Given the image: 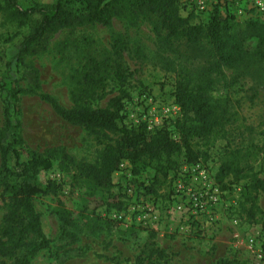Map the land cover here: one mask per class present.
Here are the masks:
<instances>
[{"label":"rangeland","instance_id":"obj_1","mask_svg":"<svg viewBox=\"0 0 264 264\" xmlns=\"http://www.w3.org/2000/svg\"><path fill=\"white\" fill-rule=\"evenodd\" d=\"M53 1L16 0V3L27 7ZM256 1H260L261 6L256 5ZM256 1L179 0V14L182 17L189 15L190 23L205 22L213 14L232 22L264 21V0ZM27 31L26 26H16L0 15V88L1 84L25 87L28 80L26 66L31 62L38 71L41 90L52 95L61 106L68 107L73 70L79 69L87 56L99 57L108 52L113 37L120 35L125 44L122 58L130 76L127 96L121 100L118 125L127 129L143 126L148 132L172 129L170 135L177 138L172 126L180 116L171 95L174 72L180 69L195 73L196 66L201 63L182 59L170 50H161L158 37L143 16L133 24L112 17L108 25L93 22L58 29L48 33L41 48L24 54L21 61H17L13 55ZM254 44L252 38L245 42L249 48ZM257 67L260 68L258 73L249 71L229 87L225 84L234 75L233 69L223 68V74L216 77L212 96H229L237 114L235 121L226 125L224 137L214 136L207 146L200 145V149L206 151V157L196 162L215 182L214 174L224 149L239 144L260 146L252 165L259 176L264 175V61ZM116 87V83L108 80L106 96L92 102L91 106H103L108 97L117 93ZM1 98L0 89V127ZM13 102L19 120L17 132L27 148L21 159H26L30 151L61 147L77 163L91 164L97 160L101 147L92 135L63 121L46 102L25 93L16 94ZM245 126H251L252 130ZM173 159L176 164L173 169L166 170L165 176L156 171L152 163L133 174L130 164L122 160L123 165L110 175L109 187L120 205L109 210L93 203L105 196L102 191L73 178L71 170L61 168L62 163L57 158L51 159L50 166L39 173L38 181L43 185L46 181L53 182L55 192L35 194L32 198L49 244L38 251L29 264H148L150 260L138 263L136 257L142 254V247L149 239L166 253V264H214L223 258L234 259L239 264H264V228L260 227L259 213L250 220L241 210L242 182L228 184L224 179V186L216 182L220 194L214 213L210 218L201 215L194 220L175 209L171 187L174 175L182 169L188 170L189 163H185L181 154ZM5 196L0 189V218ZM57 201L76 224L73 229L76 237L72 242L59 236L54 214ZM257 207L264 212V194L258 196ZM117 212L121 219L113 217ZM94 220L104 227L90 233L86 229ZM78 227H81L80 231L76 230Z\"/></svg>","mask_w":264,"mask_h":264},{"label":"trees","instance_id":"obj_2","mask_svg":"<svg viewBox=\"0 0 264 264\" xmlns=\"http://www.w3.org/2000/svg\"><path fill=\"white\" fill-rule=\"evenodd\" d=\"M0 15L28 29L13 55L17 61H21L24 54L41 48L48 33L58 29L93 22L108 25L112 17L133 24L143 16L158 37L161 50H170L182 59L201 63L196 66L195 73L180 69L174 72L171 95L180 112L172 125L176 139L170 135L172 129L148 132L143 126L127 129L118 125L121 100L127 96L130 76L122 58L125 44L120 35L113 37L108 52L99 57L87 56L80 68L73 70L68 107L61 106L52 95L41 90L38 71L31 62L26 66L25 87L1 84L0 189L6 196L0 218V264L5 261L29 264L38 251L48 247L49 240L42 231L40 213L35 210L32 198L35 194L55 192L53 182L46 181L43 185L38 181L39 173L50 166L51 159L57 158L62 163L61 168L72 171L73 178L105 194L102 199L93 201L96 207L119 208L120 202L109 192L110 175L117 170L118 164L126 160L131 172L136 174L152 163L156 171L165 176L176 164L173 156L181 154L187 163L204 160L206 151L200 149V145L207 146L214 136L224 137L226 125L233 123L237 114L229 96H212L216 77L223 74V68L233 69L234 75L225 84L229 87L249 71L258 73L257 66L264 61V21L232 22L213 14L205 22L190 23L189 15L179 14V0H54L27 7L18 6L16 0H0ZM250 38L255 41L252 48L245 46ZM108 80L116 83L117 93L108 97L103 106H91L92 102L106 96ZM19 93L37 96L63 121L91 134L101 147L97 160L91 164L77 163L61 147L28 151L29 156L21 159L27 148L17 132L19 120L13 100ZM245 128L252 130L251 126ZM259 149L255 143L227 146L214 178L222 186L224 179L228 184L242 182L241 210L250 220L259 213L260 227L264 228V212L257 207L258 196L264 194V175L259 176L252 165ZM54 214L59 236L74 241L76 224L59 201ZM92 224L86 225L90 233L104 227L97 220ZM103 224L108 227L107 222ZM76 230L80 231L81 227ZM141 252L143 255L136 257L138 263L144 259L150 260L148 264L167 263L166 253L151 239L144 243ZM214 264L239 263L223 258Z\"/></svg>","mask_w":264,"mask_h":264},{"label":"built area","instance_id":"obj_3","mask_svg":"<svg viewBox=\"0 0 264 264\" xmlns=\"http://www.w3.org/2000/svg\"><path fill=\"white\" fill-rule=\"evenodd\" d=\"M256 5L261 6V2L256 1ZM122 165L121 161L118 167ZM174 176L171 187L172 197L176 202L175 209L194 220H198L201 215L210 218L218 205L220 189L206 169L198 162L189 163L188 170L182 169ZM113 217L121 219L118 212L113 213Z\"/></svg>","mask_w":264,"mask_h":264}]
</instances>
